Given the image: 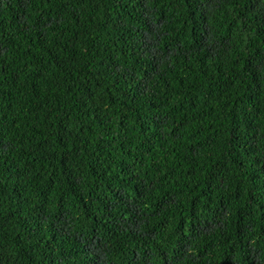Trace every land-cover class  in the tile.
Returning <instances> with one entry per match:
<instances>
[{"label": "trees", "instance_id": "16d2710c", "mask_svg": "<svg viewBox=\"0 0 264 264\" xmlns=\"http://www.w3.org/2000/svg\"><path fill=\"white\" fill-rule=\"evenodd\" d=\"M0 264H264V0H0Z\"/></svg>", "mask_w": 264, "mask_h": 264}]
</instances>
